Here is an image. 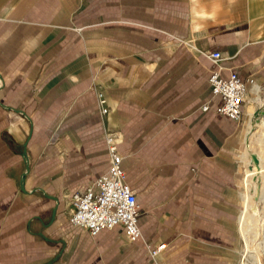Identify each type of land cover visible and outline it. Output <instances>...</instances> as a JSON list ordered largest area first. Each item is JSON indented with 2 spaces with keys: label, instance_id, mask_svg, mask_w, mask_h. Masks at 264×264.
<instances>
[{
  "label": "crops",
  "instance_id": "crops-1",
  "mask_svg": "<svg viewBox=\"0 0 264 264\" xmlns=\"http://www.w3.org/2000/svg\"><path fill=\"white\" fill-rule=\"evenodd\" d=\"M216 63L253 76L243 113L264 116V0H0V264H249L233 124L200 107ZM107 134L156 258L121 226L68 223Z\"/></svg>",
  "mask_w": 264,
  "mask_h": 264
},
{
  "label": "built area",
  "instance_id": "built-area-1",
  "mask_svg": "<svg viewBox=\"0 0 264 264\" xmlns=\"http://www.w3.org/2000/svg\"><path fill=\"white\" fill-rule=\"evenodd\" d=\"M205 52L213 61L220 57V49H208ZM220 65L216 63L206 77L209 97L201 102L203 110H213L222 114L227 120L237 122L243 113L245 96L249 92L254 78L251 74L241 77L236 68L229 69L226 75L219 73ZM217 100L210 102V97ZM102 100V98H100ZM105 111L106 106H101ZM109 164L95 179L82 189L75 190L69 196L71 210L68 215L70 225H79L90 234L102 228L121 226L127 239L142 238L138 225V203L135 188L125 177V168L121 164V154L110 134L106 135ZM147 253L156 258L166 247L164 240L153 242L142 238ZM264 264V252L261 256Z\"/></svg>",
  "mask_w": 264,
  "mask_h": 264
},
{
  "label": "bare ground",
  "instance_id": "bare-ground-1",
  "mask_svg": "<svg viewBox=\"0 0 264 264\" xmlns=\"http://www.w3.org/2000/svg\"><path fill=\"white\" fill-rule=\"evenodd\" d=\"M261 121H264L262 111H254L250 120L246 119L244 127L242 128L243 144L239 149V161L244 164L242 166L240 163L241 178L239 184L241 182L240 185L243 205H247L249 213V215L243 216L241 220V234L245 241L246 251L251 252V256L249 258L251 264H259V257L256 253H259L257 245L261 236L257 237V235L258 233H262V231L258 220L260 219V212L261 215H263L262 211H264V165L261 164L264 159L261 151L262 145L258 140L259 134L261 133V130H259ZM249 127H252L253 129L257 128V134H253L252 131L248 129ZM246 146L250 148V152L247 154L245 153ZM248 183L249 185L245 193V188ZM260 203L262 204L259 206V209L257 205ZM241 212L242 214L244 213L243 209Z\"/></svg>",
  "mask_w": 264,
  "mask_h": 264
},
{
  "label": "rangeland",
  "instance_id": "rangeland-1",
  "mask_svg": "<svg viewBox=\"0 0 264 264\" xmlns=\"http://www.w3.org/2000/svg\"><path fill=\"white\" fill-rule=\"evenodd\" d=\"M260 93H261V99H260V102H262V104H261V107H263V105H264V86L261 88V90H260ZM258 105H260L259 103H258ZM255 107L257 108H259L260 106H256L255 105ZM253 108L254 109V111H257V110H259V109H261V108H259V109H256V108ZM247 112L245 111L244 113H243V115L241 116V118H240V120L239 121H237V122H231L232 124H233V144L235 145V146H232V156L234 157V154L238 151V149H239V147H241L242 146V131H240L241 130V128H242V126L244 125V121L246 120V118H247V114H246ZM235 126V127H234ZM257 129H253V131L255 132V134H257V131H256ZM239 132H240V137H241V140L239 139ZM240 163H241V165L243 166L244 164L240 161ZM241 168H239V170H240ZM238 182H239V179H238ZM240 189V188H239ZM261 204L262 203H260L259 204V206H261ZM263 227H264V218H263ZM239 236V235H238ZM261 236V233H258V235H257V237H260ZM239 241H240V237H239ZM239 246V245H238ZM262 253L263 252H261L260 253V257H259V259H258V263L259 264H261V262H260V259H261V256H262ZM239 256H240V250H239ZM249 258L247 257V260H248ZM249 264H251L250 263V261H249Z\"/></svg>",
  "mask_w": 264,
  "mask_h": 264
}]
</instances>
